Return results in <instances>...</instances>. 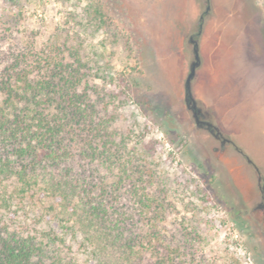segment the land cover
<instances>
[{
	"label": "trees",
	"instance_id": "16d2710c",
	"mask_svg": "<svg viewBox=\"0 0 264 264\" xmlns=\"http://www.w3.org/2000/svg\"><path fill=\"white\" fill-rule=\"evenodd\" d=\"M82 1L64 0L77 23L41 44L6 42L0 23V264H239L206 250L191 185L169 181L148 117L108 69L109 16Z\"/></svg>",
	"mask_w": 264,
	"mask_h": 264
},
{
	"label": "rangeland",
	"instance_id": "374dc122",
	"mask_svg": "<svg viewBox=\"0 0 264 264\" xmlns=\"http://www.w3.org/2000/svg\"><path fill=\"white\" fill-rule=\"evenodd\" d=\"M86 2L109 16L107 41L118 36L108 69L119 71L117 83L126 99L139 105L141 122L148 117L146 141L158 142L157 159H169V181L192 187L185 202L192 207L189 214L203 221L210 237L206 250L212 255L217 250L220 262L230 256L239 264H264V221L256 207L264 187V0H83L80 5ZM207 6L193 90L196 98H207L203 109L235 141L226 150L210 135L203 139L207 131L197 127L184 98L193 59L189 37L199 31ZM70 10L64 0H0V23L11 32L5 28V41H26L36 33L41 44L56 28L77 23ZM234 23L245 26L243 34V27L231 28ZM87 33L94 44L105 36ZM132 111L127 108L125 116ZM79 259L86 261L84 255Z\"/></svg>",
	"mask_w": 264,
	"mask_h": 264
},
{
	"label": "water",
	"instance_id": "95a60500",
	"mask_svg": "<svg viewBox=\"0 0 264 264\" xmlns=\"http://www.w3.org/2000/svg\"><path fill=\"white\" fill-rule=\"evenodd\" d=\"M206 1H208V0H206ZM209 9H210V6H207V9L205 10L204 14H202L200 19H199V31L195 34V36L191 35L189 37V43L192 45L193 59H192V61L190 63L189 72H188V74L186 76L185 83H184V98H185L186 106L192 112V115H193V117L195 119V122H196L197 119H199V115H198L199 113L202 116H205L204 113L209 114L208 111H205V109H203V106H202V103H201V101L203 103L204 102L206 103V99L207 98H205V96H203V94H202L201 97L204 100L196 98V96L194 95V90H193L194 89L193 82H194L195 78L198 76V72H199L200 66L202 64V55H201V51H200V45H199L198 36L201 35V30L203 28V24L202 23H203V20L205 18V15H207L209 13ZM234 25L237 28H240V26H241L239 23H237V24L234 23L231 26V28H233ZM241 27H243V30H242V32L241 31H239V32H240V34H243L244 30H245V26H241ZM221 28H222V24H219L218 31ZM246 28H248V27L246 26ZM236 60H239V59H235V61ZM221 81H223V78L221 79ZM199 107L202 109V113L200 112V108ZM210 118H211V116H210ZM196 125H197V123H196ZM249 161L252 162L251 159Z\"/></svg>",
	"mask_w": 264,
	"mask_h": 264
},
{
	"label": "flooded vegetation",
	"instance_id": "af4514ba",
	"mask_svg": "<svg viewBox=\"0 0 264 264\" xmlns=\"http://www.w3.org/2000/svg\"><path fill=\"white\" fill-rule=\"evenodd\" d=\"M200 112L202 113L201 108H200ZM204 114L205 116H202L199 113L198 114L199 119L196 120L197 127L199 129H204L207 131V134L203 135V139L205 140L209 139L208 135L214 137L216 140L221 142L223 150H226L228 145H235V141L232 138L226 136L222 131L218 129V127L215 124H213L210 115L206 113ZM260 179L261 177H259V180ZM257 199H258L256 203L257 213L261 215V218L259 217V219L260 220L262 219L264 221V187L261 188V191L259 193L257 192Z\"/></svg>",
	"mask_w": 264,
	"mask_h": 264
}]
</instances>
